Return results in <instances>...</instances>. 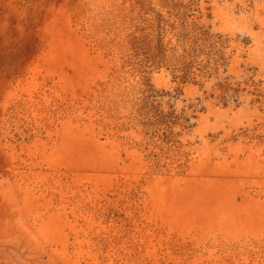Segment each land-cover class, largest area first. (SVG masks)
I'll use <instances>...</instances> for the list:
<instances>
[{
  "label": "rangeland",
  "instance_id": "1",
  "mask_svg": "<svg viewBox=\"0 0 264 264\" xmlns=\"http://www.w3.org/2000/svg\"><path fill=\"white\" fill-rule=\"evenodd\" d=\"M0 264H264V0H0Z\"/></svg>",
  "mask_w": 264,
  "mask_h": 264
}]
</instances>
